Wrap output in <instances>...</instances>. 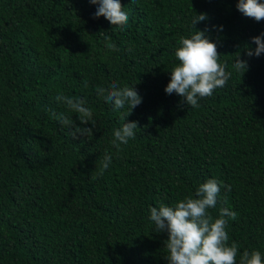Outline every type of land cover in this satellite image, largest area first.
Instances as JSON below:
<instances>
[{"label": "trees", "instance_id": "16d2710c", "mask_svg": "<svg viewBox=\"0 0 264 264\" xmlns=\"http://www.w3.org/2000/svg\"><path fill=\"white\" fill-rule=\"evenodd\" d=\"M120 2L124 30L95 18L89 0H0V264H168V234L154 231L150 209L196 198L211 178L231 185L210 209L237 213L229 244L264 254V53L246 55L264 21L238 0ZM196 31L217 44L231 77L191 108L165 88L178 40ZM238 55L244 73L233 68ZM113 82L142 97L127 117L135 138L119 151L111 141L128 108L114 111L96 92ZM61 93L93 111L92 140L51 115L76 120ZM105 151L112 163L93 181Z\"/></svg>", "mask_w": 264, "mask_h": 264}, {"label": "clouds", "instance_id": "9594fccd", "mask_svg": "<svg viewBox=\"0 0 264 264\" xmlns=\"http://www.w3.org/2000/svg\"><path fill=\"white\" fill-rule=\"evenodd\" d=\"M89 2L98 6L94 13L95 18L103 16L114 28L125 29L129 22V13L120 0ZM237 9L256 22L264 21V2L261 0H238ZM206 19V13L197 14L192 24L196 28L198 22ZM252 42L256 48L253 50L249 47L246 55L259 57L264 53V32L252 37ZM178 45L175 57L179 63L171 70V79L165 92L168 95L175 93L183 98V102L195 108L199 106L201 99L211 97L216 89L223 88L230 79L231 72L227 70L226 64L219 62L217 44L208 39L204 31H196L190 37H180ZM105 46L111 52L119 50L109 37H105ZM233 68L244 73L248 62L238 55ZM87 86L88 81L85 80L84 87ZM96 92L114 111L128 108V111L121 114L120 119L124 122L114 131L111 141L119 151L121 145H126L130 139L135 138L138 123L127 121V117L142 103V97L133 86L121 87L116 82L107 88L98 86ZM55 100L64 105L68 112L75 113L76 120L64 112H52L53 118L63 127L70 129L73 138L86 137L92 140L97 121L93 111L86 106L85 99H74L61 93L56 95ZM112 159V155L105 151L100 169L97 174L91 176V180L103 177ZM222 188L231 191V185L211 178L198 186L196 198L186 196L172 206L161 204L159 207H151L150 219L154 223V231L168 234L164 241L168 264H264V254L259 250L245 249L241 253L236 241L229 244L227 229L229 219L235 220L237 217L235 211L221 207L218 218L213 217L210 209L217 206Z\"/></svg>", "mask_w": 264, "mask_h": 264}]
</instances>
